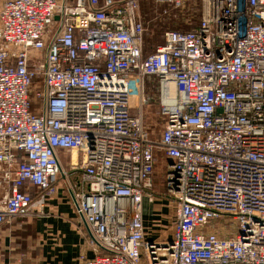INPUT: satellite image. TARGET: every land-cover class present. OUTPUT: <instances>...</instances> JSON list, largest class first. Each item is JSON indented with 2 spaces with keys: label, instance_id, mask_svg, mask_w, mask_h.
<instances>
[{
  "label": "built area",
  "instance_id": "built-area-1",
  "mask_svg": "<svg viewBox=\"0 0 264 264\" xmlns=\"http://www.w3.org/2000/svg\"><path fill=\"white\" fill-rule=\"evenodd\" d=\"M139 2L0 1V227L79 174L76 264H264V0H198L196 29L146 56ZM160 155L161 241L143 224Z\"/></svg>",
  "mask_w": 264,
  "mask_h": 264
},
{
  "label": "crops",
  "instance_id": "crops-1",
  "mask_svg": "<svg viewBox=\"0 0 264 264\" xmlns=\"http://www.w3.org/2000/svg\"><path fill=\"white\" fill-rule=\"evenodd\" d=\"M83 187L79 174L60 177L56 194L47 201L41 216L17 218L1 226L0 264H76L87 249L77 230L79 223L70 191ZM161 200L143 202V224L146 231L154 235H158L154 233L158 232L157 228L168 226L160 213L154 212L164 208Z\"/></svg>",
  "mask_w": 264,
  "mask_h": 264
},
{
  "label": "rangeland",
  "instance_id": "rangeland-1",
  "mask_svg": "<svg viewBox=\"0 0 264 264\" xmlns=\"http://www.w3.org/2000/svg\"><path fill=\"white\" fill-rule=\"evenodd\" d=\"M1 1V0H0ZM198 3V2H197ZM190 5V4H189ZM189 5H187L184 9H173L167 7L165 5H156L154 4L153 0H140L139 7H140V15L145 25L146 32L144 34V39L147 36L151 35V33H155V36L152 37L150 45L155 46L158 45L160 42H163V36L165 32H169L172 30L175 31H182L191 27L193 19L189 17L188 9ZM163 10H166V13H162ZM198 10H199V19L200 20V7L198 3ZM148 13L147 17H144ZM155 23V29L151 30L152 25ZM158 30V31H157ZM156 44V45H155ZM153 94V93H152ZM151 94V95H152ZM143 119L145 125L150 128L152 131V135L154 138H157L162 130L163 120L159 114L158 107L156 102H151L148 104L147 107L143 110ZM64 163H66V158L63 159ZM167 167L164 166V158L160 155L158 156V160L155 166V174H154V191L159 194V197L156 198L157 200H161V207L164 205V208L155 209L154 212L168 222V226L170 225V205L163 199L164 194V173L166 172ZM144 202H147L146 200ZM147 208H149L147 206ZM168 228V227H167ZM167 228H157L158 232H154L161 236L160 241L167 237H170L171 232Z\"/></svg>",
  "mask_w": 264,
  "mask_h": 264
},
{
  "label": "trees",
  "instance_id": "trees-1",
  "mask_svg": "<svg viewBox=\"0 0 264 264\" xmlns=\"http://www.w3.org/2000/svg\"><path fill=\"white\" fill-rule=\"evenodd\" d=\"M198 0H195L194 2H192L190 5H189V9H188V13H189V17H192L191 19H193L192 21V25L191 27L187 28V29H184L182 31H176V32H182V33H185V32H189V31H192L194 29H196V27L198 26L199 22H198V19H199V10H198ZM144 17H147L148 13L145 15V13H143ZM155 29V23L154 25H152V28L151 30H154ZM158 31V30H157ZM172 31H175V30H172ZM155 33L156 30H155ZM155 33H151V35L147 36L146 39H144L143 37V55L146 56L150 53H152L156 47L160 46L162 44L159 42L158 45L152 46L150 45L151 43V39L153 36H155ZM147 90H146V95H150L152 94V91H153V85L151 84H148L147 86Z\"/></svg>",
  "mask_w": 264,
  "mask_h": 264
}]
</instances>
